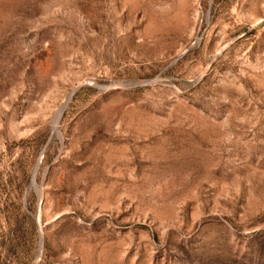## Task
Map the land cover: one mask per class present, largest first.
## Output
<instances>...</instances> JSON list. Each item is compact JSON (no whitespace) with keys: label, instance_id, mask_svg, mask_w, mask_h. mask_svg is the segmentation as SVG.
<instances>
[{"label":"rangeland","instance_id":"obj_1","mask_svg":"<svg viewBox=\"0 0 264 264\" xmlns=\"http://www.w3.org/2000/svg\"><path fill=\"white\" fill-rule=\"evenodd\" d=\"M0 264H264V0H0Z\"/></svg>","mask_w":264,"mask_h":264},{"label":"water","instance_id":"obj_2","mask_svg":"<svg viewBox=\"0 0 264 264\" xmlns=\"http://www.w3.org/2000/svg\"><path fill=\"white\" fill-rule=\"evenodd\" d=\"M40 246H41V239H40Z\"/></svg>","mask_w":264,"mask_h":264}]
</instances>
